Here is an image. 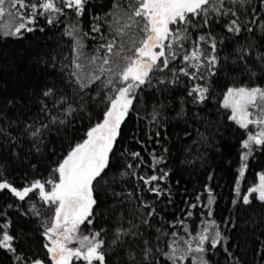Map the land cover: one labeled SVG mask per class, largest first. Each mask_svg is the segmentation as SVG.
I'll return each mask as SVG.
<instances>
[{"label":"trees","instance_id":"16d2710c","mask_svg":"<svg viewBox=\"0 0 264 264\" xmlns=\"http://www.w3.org/2000/svg\"><path fill=\"white\" fill-rule=\"evenodd\" d=\"M126 2L87 0L83 15L79 17L67 11L66 15L58 17L52 24L47 22L46 17H38L33 32H24L20 37L0 36V126L6 127L11 133V137L0 134V171L17 188L35 179H55L52 170L57 163L74 143L85 138L91 126L103 118L107 106L104 90L97 89L99 95L90 92L92 99L86 96L88 103L84 108L77 107L76 86L72 82L74 78L69 75L73 71L74 39H82L84 48L80 62L87 65L88 55L101 43L99 33L91 31L92 26L99 23L101 32L108 35L109 23L105 21L110 22L113 29L120 25L112 17L119 19L121 25L128 22L123 8L119 11L113 8L114 4L123 5ZM253 7L264 19L260 0H251L250 4L245 5L249 17L252 16L250 9ZM108 13H112V16H106ZM96 17L102 19L97 21ZM224 23L222 19L218 24H210L209 29L191 31L193 39L199 31L209 30L224 37L219 49L222 59L215 69V75L209 76L206 81H192L183 75L174 84L161 85L154 81L153 86L145 87L138 93L133 105L135 110L129 112L121 125L117 150L111 158V171L105 178L106 183L97 189L99 200L94 209V222L91 226H81L85 234L89 229H105L102 235L107 246L118 221L122 220L127 227L128 220L138 223L139 218L146 213L147 209H137V197L141 196L153 203L158 216L153 217L148 226L141 224L139 230L155 242L156 229L163 227L170 233L173 229L168 222L176 221L177 217L184 218L187 204L196 202V194L204 193L207 185L215 197L212 215L208 216L206 209L198 207L186 223L190 230L199 231L205 223L215 220L218 229L209 224V235L218 230L226 238V243L222 241L215 249L209 247L207 258L210 264H264V203L253 199L252 203L244 205L238 201L236 193L244 163L242 155L245 149L242 142L247 138V131L255 128H241L229 119L230 110L222 107L223 96L229 87L264 85V73H258L254 79L249 78L237 58V50L250 41L264 45V34L242 32L234 36L224 30ZM73 27L75 37L67 34ZM126 33L125 41L142 35L135 26L126 29ZM185 47L188 45L185 44ZM175 64L177 68L182 66L179 60ZM65 65L67 67L61 70ZM85 71L89 69L85 68ZM156 78L168 80L171 76L167 72L156 73ZM195 83L206 84L209 88L207 99L202 103H194L188 95ZM47 88L62 91L69 98V103L77 107L71 116H66L63 109H53V115L65 120L63 124L51 123L40 112L42 100L51 106V99L42 96ZM154 108L159 112L155 123L152 122ZM37 117L39 121L48 123V128L42 129L39 139L23 131L24 124L32 123ZM157 132L159 136L155 135ZM131 152H140L146 165L151 163V153L165 157V161L157 168L169 173L160 184L170 195L157 199L137 179L121 175L126 163H136L127 156ZM137 172L152 174V170L146 166ZM259 173H264V146H256L248 158L240 185L241 197L249 187L257 183ZM156 174H160L158 170ZM137 187L140 188L139 193ZM129 191L133 193L132 200L127 198ZM113 193L123 194V202L122 197ZM206 199L205 193L201 196V202ZM234 200L237 201L235 204ZM33 205L39 215L35 214ZM134 212L136 215H133ZM51 216L52 209L47 208L34 194L21 201L7 190L0 191V222H11L9 231L18 238L15 242L18 252L32 258L45 259V264L51 262L46 259L44 245L48 240L43 235V225ZM225 248L231 252L232 258L225 252ZM108 258L110 264H122L123 249L110 251ZM0 264L17 262L12 253L0 249ZM161 264L165 262L162 260Z\"/></svg>","mask_w":264,"mask_h":264},{"label":"snow or ice","instance_id":"6c2138e0","mask_svg":"<svg viewBox=\"0 0 264 264\" xmlns=\"http://www.w3.org/2000/svg\"><path fill=\"white\" fill-rule=\"evenodd\" d=\"M86 2L87 0H0V36L20 37L24 32H33V25L38 17H46L49 24L66 15L67 11L74 12L79 17L83 15ZM250 3L251 0H127L123 5L114 4L113 8L117 11L123 8L128 22L121 25L119 19L112 17L120 25L113 29L111 23L105 21L109 23L108 35L101 32L99 23L92 26L91 31L99 33L101 43L88 55L87 65L80 62L83 41L80 38L74 39L73 71L69 75L74 78L72 82L76 86L77 107L84 108L88 103L86 96L92 99L90 92L99 95L97 89L104 90L107 106L102 114L103 118L91 126L85 133V138L74 143L57 163L52 170L55 179H35L17 188L0 171V191L7 190L21 201L34 194L47 208L52 209V216L43 225V235L48 240L44 245L46 259L51 264H110L109 253L116 248L123 249L122 264H161L162 260L165 264H210L207 258L209 247L215 249L222 241L226 243V238L218 230L209 235V224L218 229L215 220L205 223L199 231L190 230L186 223L194 215L193 210L198 207L206 209L208 216L212 215L215 197L207 185L204 193L196 194V202L187 204L184 218L177 217L176 221L168 222L173 229L170 233L163 227L156 229L155 242L139 230L141 224L148 226L152 218L158 216L153 203L141 196L137 197V209H147L146 213L139 218L138 223L128 220L127 227L122 220L118 221L107 246L102 235L105 229H89L85 234L81 226H91L94 222V209L99 200L97 189L106 183L105 178L111 171V158L117 150L121 125L129 112L135 110L133 105L138 93L145 87L153 86L154 81L161 85L174 84L180 75L192 81H206L209 76L215 75V69L222 59L219 49L224 37L209 30L199 31L193 39L191 31L209 29L210 24H218L223 19L224 30L234 36H239L242 32L264 34V19L257 14V9L251 8L252 16L247 15L245 5ZM260 6V10L264 11V0H260ZM106 16H112V13ZM95 19L100 21L102 18ZM133 26L142 35L125 41L126 29ZM67 34L75 37L74 27ZM262 48L264 45L250 41L237 50V58L249 78L254 79L258 73H264ZM177 60L182 63L179 68L175 64ZM53 67L55 68V63ZM63 67L67 66H62L61 70ZM85 68L89 71H85ZM164 72L169 73L171 79L156 78V73ZM208 92L206 84L195 83L188 95L193 98L194 103H202L207 99ZM42 96L51 99V106L46 100H42L40 112L53 124L65 123L64 119L52 114L53 109H63L66 116L77 111V107L69 103V98L55 88H47ZM222 107L230 110L229 119L241 128L249 130L251 125L257 129L255 132L247 131V138L242 142V147L248 150L243 153L242 159L247 161L253 145L264 146V85L229 87L223 96ZM158 116L159 112L154 108L153 123ZM37 121L39 117L32 123L26 122L23 128L25 133L35 139L41 137L42 129L48 128V123L39 121L37 126ZM0 134L11 137V133L3 126H0ZM155 135L159 136L160 133ZM164 151L167 152V149ZM127 156L136 163H126L122 176L137 179L157 199L170 195L160 184L169 173L157 168L165 161L164 156L151 153V163L147 165L140 152L127 153ZM143 166L151 169L152 174H138L137 170ZM246 168L245 163L240 171L241 176ZM157 170L159 175L156 174ZM139 192L140 188L137 187V193ZM239 192L237 185L238 201L244 205L252 203L253 199L264 203V173L259 176V183L249 187L242 197ZM205 193L207 199L201 202V196ZM113 195L122 197L123 202V194ZM126 195L129 200L133 199L131 191ZM236 202L233 201L234 204ZM32 207L35 211V205ZM35 214L39 215V212L35 211ZM10 227V221L0 222V249L12 253L17 264H45V259L32 258L18 252L15 246L18 238L10 233ZM224 250L232 258L231 252L227 248Z\"/></svg>","mask_w":264,"mask_h":264},{"label":"rangeland","instance_id":"374dc122","mask_svg":"<svg viewBox=\"0 0 264 264\" xmlns=\"http://www.w3.org/2000/svg\"><path fill=\"white\" fill-rule=\"evenodd\" d=\"M250 126H251V125H250ZM252 127H253V126H252ZM253 129H254V127H253ZM255 131H257V129H254V130H253V132H255ZM256 146H258V145H253V150H254V148H255ZM246 151H248V150L245 149V152H246ZM252 152H253V151H252ZM252 152H251V154H252ZM251 154H250V155H251ZM250 155H249V156H250ZM248 158H249V157H248ZM243 161H244V160H243ZM247 161H248V160H247ZM247 161H244L243 164H245V163L247 164ZM244 173H245V170H244ZM244 173H243V175H244ZM261 174H262V173H259V175H258V181H257V183H255L253 186H255V185H257V184L259 183V176H260ZM243 175H242V176H241V175L239 176V189H240L241 182H242V180H243Z\"/></svg>","mask_w":264,"mask_h":264}]
</instances>
